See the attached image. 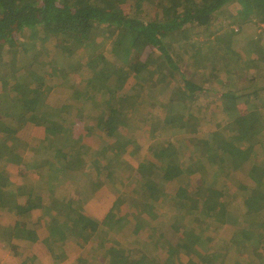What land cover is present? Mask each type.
Segmentation results:
<instances>
[{"label":"trees","instance_id":"16d2710c","mask_svg":"<svg viewBox=\"0 0 264 264\" xmlns=\"http://www.w3.org/2000/svg\"><path fill=\"white\" fill-rule=\"evenodd\" d=\"M221 16L227 29L217 44L228 60L227 79L248 75L249 84L241 90L214 70L196 68L188 74L191 64L202 62L196 58L195 34L216 35ZM261 25L264 0H0V208L21 198L20 221L1 226L0 241L17 252L15 238L36 242L45 226L50 235L44 242L59 264H264ZM30 30L40 44L20 43L19 36ZM43 40L52 41L58 84L54 70L42 61ZM248 40L254 45V65L243 62L238 51ZM187 50L196 57L186 58ZM92 59L108 78L105 103L86 83L95 73ZM144 72L149 76L137 80ZM55 84L90 121L91 132L101 138L98 149L69 129L67 113L54 114ZM212 88L226 121L210 139L199 131L206 110L199 102ZM153 101L168 112L147 113L145 103ZM120 112L129 116L126 134L117 125ZM41 125L45 138L33 134ZM24 141L35 154L32 166L40 168L45 161L46 168L32 198L7 189L5 164L24 157ZM52 141L53 151L42 158ZM149 144L155 155L147 153ZM129 145L140 160L137 167L124 157ZM203 157L213 158L222 188L210 191ZM92 159L98 163L91 166L92 199L81 203L60 192L53 176L81 170ZM108 184L113 191L106 197L109 208H103L98 199L103 200ZM30 214L32 226L24 218ZM125 222L122 236L105 225L122 228ZM224 239L231 241L232 251L206 252ZM257 244L261 248L252 252Z\"/></svg>","mask_w":264,"mask_h":264},{"label":"rangeland","instance_id":"374dc122","mask_svg":"<svg viewBox=\"0 0 264 264\" xmlns=\"http://www.w3.org/2000/svg\"><path fill=\"white\" fill-rule=\"evenodd\" d=\"M224 17H219L216 21V27L215 33L216 35L208 36L204 32L199 31L195 34L194 39L192 40L194 42V46L196 47V53L197 57L194 56V50H187L185 53V57L189 58H200L201 61L205 64V67L202 68V62H198V64H191L189 66L188 74L189 76L194 73L196 68H199V73H209L214 70L213 75H218V77L222 80H226V68H227V63L228 60L225 57V55L219 51L221 50L220 46L217 44V37L224 33L227 29V21H224ZM236 29H238V26H236ZM259 31L261 34H264V25H261V28H259ZM39 37L35 34L33 30L30 31H25L19 36V41L21 44H27L29 41H36L38 44H40V41L37 40ZM39 41V42H38ZM111 41L108 42L107 48H109ZM41 45L44 47V50L46 51L45 53V59L42 60L45 65H47L49 68L54 70V75H55V82L58 81L57 78L59 76V72L56 68V65L54 62H52V56L54 54V50H51L50 47L52 46V41H46L43 40L41 42ZM238 47V51L241 55V57L244 59L243 62L246 61L247 65H251L252 59H255L256 54L254 53V45L251 40H248L244 43H241ZM192 49V48H190ZM109 60L116 61L115 55L112 54V52L107 53ZM194 56V57H193ZM78 59L79 56H76ZM39 59V57H38ZM90 64L95 68V73L93 76L88 78L86 80V83L96 91H99L102 94V99L103 102H106V92H107V84L108 78L103 74L98 72L96 69L99 68L98 63L96 62V59H92ZM187 64V60L185 59L182 67L184 68L185 65ZM254 65V63H252ZM58 66V65H57ZM149 76L147 72H144L140 74L139 77H136L137 80L141 79L142 77ZM247 74L246 75H241L239 80H233V79H227V83L230 86H233L236 90H241L245 87L248 86L249 82L247 80ZM119 77H122V74L119 75ZM62 82V80H61ZM57 83V82H56ZM58 84V83H57ZM54 86V90L52 91L50 102L52 104H58L61 103L63 105H59L58 109L60 111H63L67 113L68 121L70 124L69 129L74 131L75 135L78 137H82V135H86L88 138L86 139V142L89 143L93 149H98L101 144V138L99 135L94 134L91 132V128L88 127V124L90 121H87L86 119L79 117L77 115L78 113V108L75 107V103L69 102V99H67V95L64 94L61 91H58V87L56 85ZM65 84V83H64ZM63 84V85H64ZM208 97H203L200 100V105L204 106L206 108L205 112H203L204 115V120L205 122L202 124V126L199 128V131L203 132L208 135V138L213 139L215 133H220L219 132V127L217 125L219 123H223L226 121V115L223 113L222 106L220 104H215L214 100L218 99L219 95L215 89L212 88L210 93H207ZM159 102V100H158ZM156 101H153L151 103L146 104V110L147 112L156 114V115H164L168 112L169 109H161L160 108V103ZM66 103H71V105L67 104L66 109H64V105ZM57 107V106H56ZM72 108H75V112L72 113ZM64 109V110H63ZM56 110V108H55ZM157 110V111H156ZM74 114V115H73ZM76 115V116H75ZM76 117V118H75ZM126 119H129V116L126 115V113L122 112L120 113V117L117 120L118 126H126L127 122ZM89 129V130H88ZM91 135H89V133ZM122 132V131H121ZM37 135H42L43 134V129L39 128L36 131ZM89 135V136H88ZM168 136L167 134H164L162 136V139H167ZM153 142V140H151ZM23 146L26 149V156L24 160L27 161V163L30 164V167H34L37 164H33L35 162L33 156L31 155L32 148L29 145V143H24ZM130 145L126 150L128 151L125 154V158L132 163L134 167H137L139 163V159H137L134 155L132 156V153L129 151H132V149H129ZM147 146H145L146 149ZM54 149V143L53 141L51 144L46 146V149H44L41 153V157L45 158L48 157L51 151ZM133 152V151H132ZM147 153H152L156 154L157 151L155 149H152L150 144L147 148ZM203 162L205 163L207 170L210 172L209 178L207 179V185L210 188V191H213L214 189L222 188L225 184L222 181V174L220 173L218 167L213 163V158L211 157H203ZM98 165L97 162L92 161L88 163L83 169L81 170H75V171H69L61 175L60 177L55 178V181L58 182V189L60 192L64 191L63 193L65 195L73 196L75 201L80 200L81 203L87 202L91 199L93 195V188H92V180L90 179V173H91V166ZM5 167L10 168V173H11V178L9 180V187L12 193L16 194L17 197L24 196L25 193L31 191V186L34 185L36 188H38L41 184V180L43 176L41 175H36L32 174L31 176L33 177L32 181L30 178L28 179V185L26 184L27 179L25 178L26 175L25 172L26 169L23 167V163L18 162V163H12V164H5ZM23 169L21 170V168ZM36 169V168H35ZM21 170V171H20ZM10 177V176H9ZM46 177V174L45 176ZM161 178V177H160ZM158 178V180L160 179ZM21 180V182H20ZM114 182H117L118 180H113ZM132 184L135 183V179H131L130 181ZM108 188V189H107ZM103 200H107L106 197L109 196L110 190H112L111 186L108 184L107 187H104L103 189ZM113 191V190H112ZM31 196V194L29 195ZM21 199V198H20ZM20 199L16 198L11 203H6L2 208H0V227L1 226H7L10 225L12 226L14 224V221L18 218V204L20 202ZM124 209L127 211V208L124 206ZM34 215V214H33ZM31 217L30 215H26L25 220L29 222ZM46 220V219H45ZM117 221V220H116ZM29 225L32 226V223L29 222ZM107 228H110L113 231H118L121 233L123 229L126 228L127 222H125V226L122 228L117 227V225H111V224H105ZM45 227V226H44ZM43 227V228H44ZM40 231V237L42 241L45 240L46 237L50 235V232H48L47 228L45 227L44 229ZM122 236V233L120 234ZM17 240L19 250L17 252H12V250L6 245L5 242L2 240L0 241V264H22L24 260H27V264H59V262H56L53 260V257L50 256L49 250L46 246L45 243L38 241L39 244L34 245V242L32 243V246H28L30 241H27L25 239H15ZM136 241L132 240L129 242L130 245L134 244L135 245ZM73 246H76L74 243ZM232 243L230 240L224 239L221 240L217 246H213L212 248L206 250V252L211 253V254H217L218 251L224 250V251H232ZM254 247V248H253ZM79 248V247H78ZM260 244L258 245H253L252 248L250 249L251 251L254 249H259ZM79 252V250L77 251ZM253 252V251H252ZM252 254V253H251ZM253 255V254H252ZM248 256L250 254L248 253ZM152 264V263H151Z\"/></svg>","mask_w":264,"mask_h":264},{"label":"crops","instance_id":"0c3cea01","mask_svg":"<svg viewBox=\"0 0 264 264\" xmlns=\"http://www.w3.org/2000/svg\"><path fill=\"white\" fill-rule=\"evenodd\" d=\"M157 102V101H156ZM61 103H58V105H57V107H56V111L54 112V114L55 115H59L62 111H60L59 109H58V106L60 105ZM147 103H145V105H146ZM61 105H63V104H61ZM76 108H77V106H75ZM147 109V108H146ZM145 109V111L147 112V110ZM64 110V109H63ZM72 113L73 112H75V108H72ZM157 111V110H156ZM80 112H82V111H78V113H77V115L79 116V117H82L83 118V116L80 114ZM120 113H122V112H120ZM147 113H150V112H147ZM74 115V114H73ZM76 116V115H75ZM120 117V114L117 116V120H118V118ZM76 118V117H75ZM126 122H127V125L126 126H118L119 127V129L120 130H122V132L124 133V134H126V132H127V130H128V128L127 127H129V126H131L130 124H129V119H126ZM118 125V124H117ZM39 128H42L43 129V134L42 135H37V133H36V131L39 129ZM130 129H132V128H130ZM35 132H33V134L35 135V136H39L40 138H45V135H46V129H45V127H43V125H41V126H39V127H37V129H36V126H35ZM72 131V130H71ZM134 131V130H133ZM132 131V132H133ZM74 132V131H73ZM75 134V133H74ZM89 135H91V133H89ZM88 135V136H89ZM56 136V135H55ZM58 136V135H57ZM59 137V136H58ZM80 138H82L83 139V141L85 142V143H87L86 142V139L88 138L86 135H82V137L80 136ZM24 143H29L28 141H24ZM88 145H90L89 143H87ZM90 147H91V149H93L92 148V146L90 145ZM31 155L34 157V152H31ZM25 156H26V153H25V155H24V157H22L21 158V160H19V161H14V162H8V163H6L7 165L8 164H12V163H18V162H22L23 163V167L26 169V171L25 172H27V173H25V175H26V179L28 178H30V180L32 181V179H33V177L31 176L32 174H36L37 176L38 175H41V176H43V175H45V173H46V168H44L43 166H44V164H45V161L42 163V165H41V167L40 168H34V167H30V164L29 163H27V159L26 160H24V158H25ZM132 164V163H131ZM23 167L21 168V170L23 169ZM43 167V168H42ZM6 169L8 170V172H9V175H10V177L9 178H11V173H10V168L9 167H6ZM20 170V171H21ZM69 172V171H68ZM13 174V173H12ZM57 177H59V173L57 174V175H54L53 176V179L55 180V178H57ZM28 179H27V181H26V184L28 185ZM10 180V179H9ZM20 182H21V180H20ZM39 188V187H38ZM38 188H36V186H34V185H32L31 186V191H29V192H27V193H25L24 194V196L25 195H27V196H29L30 194H31V196H29L30 198H32L34 195H33V192L35 191V189H38ZM7 189H8V191H9V193H11V194H13V195H16V194H14V193H12L13 191H11V189H10V187H9V182H8V185H7ZM93 197V196H92ZM92 197H91V199H92ZM90 199V200H91ZM89 200V201H90ZM99 201H100V204L103 206V208L104 207H108L109 208V206H107L108 204H109V201L108 200H102V199H98ZM11 201H13V200H11ZM11 201H9V202H7V203H11ZM4 207V206H3ZM3 209V208H2ZM40 211H42V209H40ZM42 212H44V211H42ZM38 212H36V214H37ZM44 214H45V212H44ZM43 214V215H44ZM18 215V218L14 221V224L12 225V226H10V225H7L8 227H14L17 223H18V221H20V216H19V214H17ZM128 216V213L127 214H125V215H123V217L125 218V217H127ZM45 224V223H44ZM30 226V225H29ZM47 238V237H46ZM16 239V238H15ZM15 239L13 240V244L14 245H17L18 244V242H17V240L15 241ZM41 239V237L39 238V240H37L36 242H34V245H37V244H39L38 243V241H41V242H43V243H45L44 241H42V240H40ZM27 240V239H26ZM27 241H29V240H27ZM29 243V245L28 246H32L33 244V242L32 241H30V242H28ZM19 245V244H18ZM17 245V246H18ZM13 252V251H12Z\"/></svg>","mask_w":264,"mask_h":264}]
</instances>
